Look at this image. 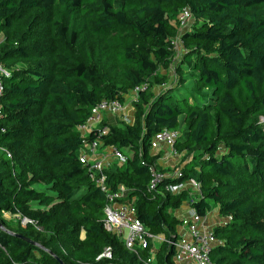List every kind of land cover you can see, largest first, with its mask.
<instances>
[{
    "label": "trees",
    "instance_id": "1",
    "mask_svg": "<svg viewBox=\"0 0 264 264\" xmlns=\"http://www.w3.org/2000/svg\"><path fill=\"white\" fill-rule=\"evenodd\" d=\"M185 8L193 18L182 28ZM0 32L11 70L1 99L0 264H146L153 255L174 264L163 239L175 240L173 210L185 201L230 218L214 227L224 240L211 251L216 264H264V0H0ZM173 66L178 82L155 94ZM144 82L132 122L82 133L99 102L126 103ZM163 129L179 132L183 162L152 188L153 169L168 173L151 143ZM99 136L127 156L108 179L136 198L157 249L130 250L105 229V193L80 160ZM188 180L201 192L165 190Z\"/></svg>",
    "mask_w": 264,
    "mask_h": 264
},
{
    "label": "built area",
    "instance_id": "2",
    "mask_svg": "<svg viewBox=\"0 0 264 264\" xmlns=\"http://www.w3.org/2000/svg\"><path fill=\"white\" fill-rule=\"evenodd\" d=\"M193 14L189 8H185L179 19L181 27L185 28L191 24ZM175 56L179 59L185 49L184 41L180 33L171 41ZM11 74V70L0 61V118L3 116V105L1 102L5 93L4 76ZM148 82L136 86L132 90L131 97L133 101L138 98V93L147 89ZM126 103L120 100L108 101L106 99L99 102L92 110L91 116L87 122L81 126V131L84 135H88L93 129L101 130V135L108 132L107 126L102 127L103 122L109 121L111 116H120L126 122H132L133 116L126 112ZM6 132V128L0 124V136ZM179 137V132L176 130L163 129L157 132L152 140V148L156 150L160 148V142L168 145L170 154L166 158L178 156L175 149V142ZM80 160L88 166L90 177L101 188L106 196L105 229L119 236L130 250L137 252V249L147 248L150 242L158 239L153 235L149 228L145 226L142 220L137 216L136 198L130 200L126 195L128 188L124 184H120L115 188L109 182L108 170L114 163L124 164L127 162V156L114 145H108L103 142L100 136L93 139L87 144H84L81 149ZM180 170L174 174L178 176ZM155 178L152 181L151 187L155 188L158 182H162L169 173L157 172L153 169ZM189 184V185H188ZM193 190L201 192V184L194 180L169 182L165 185V190L172 194H179L184 190ZM209 213V212H208ZM188 217L184 216L180 219L179 228L175 240H166L174 246V264H216L211 256V251L224 244V240L216 236L214 227L208 222V214L206 216L199 215L198 212L190 205L188 209ZM31 222L27 218L24 219V224ZM220 225V224H219ZM102 256L111 257V252L108 249ZM153 258H149L146 264H152Z\"/></svg>",
    "mask_w": 264,
    "mask_h": 264
},
{
    "label": "rangeland",
    "instance_id": "3",
    "mask_svg": "<svg viewBox=\"0 0 264 264\" xmlns=\"http://www.w3.org/2000/svg\"><path fill=\"white\" fill-rule=\"evenodd\" d=\"M4 39H5V35L2 32H0V43ZM172 68H173L172 69L173 71L170 70L171 72H169L168 75H167V70H165V69L162 70V75L166 76L167 80L165 81L164 85H156V84L154 85L153 89L155 91V94H158L164 88L170 86L171 83L174 84V83L178 82L179 75L175 71V67L173 66ZM126 105H127L126 106V112L127 113L134 112L135 108L133 106V99H132L131 96H127L126 97ZM120 120H121L120 116L116 117V124H117V122H121ZM160 148L163 150V154H164V157L162 158V160L160 162V165H161V167L163 169L166 170L165 172L171 173L174 170H176L178 168V166L183 162L182 155L181 156L178 155L176 157H174V156L171 157L170 156L169 158H166L170 154L168 145L166 143H164V142H160ZM156 150H160V149L157 148ZM56 203H58V202H56ZM189 208H190L189 201H185V202H183V204L179 208L173 210V213L179 219L183 218L184 216L188 217L189 215H188V213H186V211ZM47 209H49V207H47V208L43 207V210H47ZM180 209L182 210V212H180ZM7 216H9V214H7ZM208 217H209V221L210 222L217 220L218 221V222H216L217 224H220L221 221H228L229 220V217H225V216L220 214L219 209L216 206H214V208L208 213ZM11 218H13V217L11 216ZM23 218H21L22 222H24ZM84 235H85V232L83 231L81 236L84 237ZM155 242L156 243H155L154 247L157 249L161 245V241H159V239H156ZM152 258H153L152 264H157V261H156L154 255L152 256Z\"/></svg>",
    "mask_w": 264,
    "mask_h": 264
},
{
    "label": "crops",
    "instance_id": "4",
    "mask_svg": "<svg viewBox=\"0 0 264 264\" xmlns=\"http://www.w3.org/2000/svg\"><path fill=\"white\" fill-rule=\"evenodd\" d=\"M133 113L134 112H129L128 114H130V115H133ZM109 121L113 124V123H116V117H114V116H111L110 114H109ZM180 212H182V210L180 209ZM186 213H188V210L186 211ZM185 215V214H184ZM230 219V218H229ZM208 222H209V224L210 225H212V226H217V225H219V224H217L216 222H218L217 220H215V221H209V217H208ZM225 223H227V221H221V223L220 224H225ZM178 231H181V228H179L178 227V229H177Z\"/></svg>",
    "mask_w": 264,
    "mask_h": 264
},
{
    "label": "water",
    "instance_id": "5",
    "mask_svg": "<svg viewBox=\"0 0 264 264\" xmlns=\"http://www.w3.org/2000/svg\"><path fill=\"white\" fill-rule=\"evenodd\" d=\"M0 227H3V225H2V223L0 222ZM61 260V259H60ZM61 262H62V260H61ZM63 263V262H62Z\"/></svg>",
    "mask_w": 264,
    "mask_h": 264
}]
</instances>
